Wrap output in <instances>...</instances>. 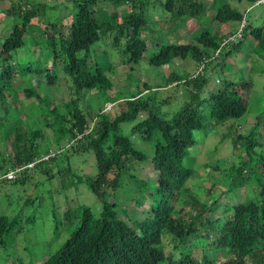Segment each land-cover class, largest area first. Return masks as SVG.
Returning <instances> with one entry per match:
<instances>
[{"label":"trees","instance_id":"1","mask_svg":"<svg viewBox=\"0 0 264 264\" xmlns=\"http://www.w3.org/2000/svg\"><path fill=\"white\" fill-rule=\"evenodd\" d=\"M246 1L262 6L260 14L249 17L226 1L212 15L213 21L233 28L226 36L204 30L179 43L153 26L158 19L182 25L204 15L203 0H61L53 7L71 9L68 31L63 30L67 16L43 20L45 46L36 55L29 27L34 19L42 20L49 6L40 0H10V8L0 11L14 18L0 40V128L17 121L20 109L15 117L10 114L24 103L21 96L35 98L42 114L28 128H13L8 136L13 155L0 152V191L26 190L31 180L35 189L27 196L5 192L0 199L6 204L0 213V247L6 257L0 264H218V258L222 264H264V81L258 94L252 93L259 104L251 127L230 125L221 135L222 141L232 139V153L242 161L212 182L207 191L215 188L218 196L202 201L187 185L200 176L201 167L221 172L211 159L193 162L190 150L202 147L223 124L246 119L254 107L243 93L255 86V74L264 80V3ZM157 4L164 7L161 16ZM148 30L152 34L145 35ZM104 36L113 37L111 46H122L128 62L147 59L160 68L176 59L199 64L194 73L161 74L165 86L182 91L183 103L171 112L162 110L166 101L156 97L158 87L147 81L144 88L115 91L109 74L113 66H103L97 51ZM241 53L251 62V80L243 78L242 69L231 72L233 56ZM25 76L31 85L15 83ZM61 80L69 92L65 112L58 104L50 107L52 93L43 92L59 87ZM93 88L98 91L91 95ZM93 100L97 111L91 113ZM119 100L117 113L105 109L107 102ZM45 128L53 147L42 145ZM90 159L94 170L83 173L80 163ZM33 163L15 179L3 176ZM146 164L154 172L142 179L138 170ZM45 180L51 188L39 189ZM83 183L100 206L79 203L62 210L55 193L73 201L72 193ZM240 189L252 195L238 204L221 202ZM147 201L149 212L143 209L140 218L129 212L128 203L144 206ZM13 202L16 207L9 212Z\"/></svg>","mask_w":264,"mask_h":264},{"label":"rangeland","instance_id":"2","mask_svg":"<svg viewBox=\"0 0 264 264\" xmlns=\"http://www.w3.org/2000/svg\"><path fill=\"white\" fill-rule=\"evenodd\" d=\"M31 1V0H30ZM42 2H45L48 4L49 8L48 10L42 14L41 18L42 20H38L37 18L34 19L29 27L30 36H32L31 41H33V44H31V41L29 42V45L31 46V50H33L34 54H39V52H42L44 45V36L42 34L44 30V22L43 20H56L59 19V16L66 17L63 19L64 23V32L68 31L70 21H71V9H68L67 7H62L59 5L58 9H55L53 6L61 4V0H40ZM205 4V10L204 15L192 17L188 20L185 24H180L179 22H168L165 19H158V25L153 26L154 31L156 32V29L162 30V33L164 32L167 36V38L174 40L175 42L184 43L192 41V38L195 36H198L202 31L204 30H212L213 33H216L217 35H227L230 30L233 28L229 25H221L217 21L212 20L213 12L217 10V8L222 5L224 2L229 1L233 6L238 7L242 12H246L249 17H251L253 14H260L261 10L263 9L262 6H254L250 5L248 1L246 0H219L218 3H216V0H203ZM10 0H0V11H3L5 9L10 8ZM156 14H160L164 12V7L162 4L155 5ZM71 12V13H70ZM167 17L169 15H166ZM14 21V18L11 14H5L4 12L0 13V40L8 35V33L11 30V24ZM62 21V20H61ZM152 34V31H147L145 35ZM109 36V35H107ZM104 36L102 37L103 40L99 43H97V51L100 52L99 59L101 60V63L103 66L107 67V64H111L113 66V69L109 71V74L114 82V90L115 91H125V90H135L138 87L144 88V81H147L151 83L152 85H155L156 88V97L160 100L166 101L163 102V108L162 110L166 111H173L176 109L179 105H181L184 100V94H182L181 90H178L175 86L172 85H166L164 78L161 76L163 75H169L173 70H177L180 74L184 73H194L198 70L199 64H197L192 59L182 60V59H176L173 64L166 65L163 68L160 67H153L147 63V59L144 61H141L140 63H132L128 62V57H126L122 52V46L115 47L111 46V43L113 42V37ZM239 36V34H238ZM107 38V39H106ZM29 39V37H28ZM150 40V39H149ZM29 46V47H30ZM150 53V51H149ZM32 56L33 61H38V57L36 55ZM149 54H147L148 56ZM23 58V57H22ZM245 57L243 54H235L233 56V65L231 68V72L237 73L240 69L243 71V78H247L248 80H251V72H250V65L251 62L248 59H244ZM45 62L47 64H51L52 58L45 59ZM202 68V67H201ZM200 69V66H199ZM230 70V69H227ZM226 70V72H227ZM234 77V75H233ZM258 74H255V86L253 87L250 92L245 91L243 94L246 97V99H249L252 103L253 107L252 112L250 115L245 119L241 121H237L232 123L231 121L227 122L226 124H223L220 126L216 134L211 133L209 139L205 142L204 145H201L202 147H197L192 150H190L191 157L190 159H194L193 162L199 160L200 162H205L209 159H211V164L213 166H216L217 168H220V171L214 170L213 168H207L204 167L200 168V176H195L190 181H188V186H190L192 189H194L195 194L197 197L200 198V200H204L208 203H210L215 197L218 196L215 188L211 189V193H209L207 190L211 187L212 182L217 181V179H220V177L225 173V171L228 170L233 164L241 163L242 158L237 157L234 153H232V139L228 138L225 140H221V135L223 132L227 131V129L230 127V125H233L234 128H243L247 129L251 127L254 116L257 114V110L255 111V107L258 106L259 100L258 98L255 99V96H253L254 92L258 94V92L262 89L263 84V78ZM29 78L27 76L18 78L15 83L20 86H26L31 85L32 83H29ZM139 82V83H138ZM218 82V80H217ZM59 87L57 85L48 86L43 92H51L52 95L49 96L50 100H47L50 107H53L54 105L58 104L60 106V109L62 112H65V106L64 103L68 100L69 92L67 85L64 80H61L59 82ZM161 85V86H160ZM113 90V89H112ZM113 90V91H114ZM254 90V91H253ZM97 88L91 89L90 94H96ZM42 92V89H41ZM253 93V94H252ZM258 96V95H256ZM10 97L13 98V95H10ZM52 99V100H51ZM21 100H23V104H17L18 108L12 109L11 114L13 115L16 113V109L19 110V113H17V121L15 123L13 122H3L1 124L0 128V152L4 154H12L13 155V147L11 145L10 140H8V136L10 135L13 128L18 125L22 126V128L32 125V122L34 120H38L36 114L41 113L40 105L36 104V99H28L24 96H21ZM88 104L89 100L86 98V101L84 104ZM119 103H121V100L117 102H107L105 104V109L110 110L112 109L113 112L119 111ZM95 101L93 100L90 106V112L94 113L97 111L95 109ZM22 113V114H21ZM115 113V114H116ZM14 116V115H13ZM15 117V116H14ZM8 127L10 129H8ZM233 128V129H234ZM130 129V127L128 128ZM45 134H47V138L43 141V147L45 146H51L53 145L50 143L51 139L49 140V136L51 134L50 129L45 128ZM246 133V130L243 131ZM264 134V129L262 131ZM198 145V146H199ZM207 149L206 151L203 150ZM211 148L215 149L214 154L211 152ZM93 164H94V158ZM92 159H90L88 162H81V171L83 173H91L94 170V166L92 164ZM192 162V163H193ZM144 165V164H142ZM196 168H198V163H196ZM141 170H138L139 177L142 179L148 178L151 175H153V169L152 166L149 164H146L143 167H140ZM113 176V175H112ZM38 180V177H34ZM44 180V179H43ZM59 182V181H58ZM57 181L54 182V186H57ZM50 187L49 181H44L39 189L45 190L46 188ZM26 190H22L18 187H12L9 190V187L2 188L0 191V199H3V195L5 192H11L14 193L15 197L16 194H18L20 191L23 195L27 196L28 194H31L34 189V180H31L29 183V187H26ZM56 200L59 202V204L63 209H66L68 205H73L72 207L75 209L74 204H84L87 206H90L91 208H98L100 206L99 201L97 200L96 196L90 191V189L87 187L86 184L83 183L79 191L72 193L71 199H75L73 201H67V198L65 197V194L62 192L55 193ZM247 195H252L250 190L247 189H240L237 193L224 195L221 197L222 203H230V204H238L242 202ZM0 206V213L6 210V204L4 203V200L1 201ZM129 205V212L137 217L140 218L141 215L144 213L142 210L146 213L149 212V201L146 202L144 206L138 205V203L130 202ZM180 203L177 205L179 208ZM16 207V203L9 207V212H12ZM222 208L216 213L217 215L222 212ZM143 212V213H142ZM46 224H52L50 220L46 222ZM166 244L168 239L165 240ZM169 248H171V245H169ZM22 254V253H21ZM24 254V253H23ZM22 254V255H23ZM6 252L3 247H0V258H5ZM13 264V263H9ZM218 264H222V262L218 258Z\"/></svg>","mask_w":264,"mask_h":264},{"label":"built area","instance_id":"3","mask_svg":"<svg viewBox=\"0 0 264 264\" xmlns=\"http://www.w3.org/2000/svg\"><path fill=\"white\" fill-rule=\"evenodd\" d=\"M261 1L264 2V0H261ZM19 171H20V169H16V170L10 171V172L7 173V177L9 179H14V178L17 177V172H19Z\"/></svg>","mask_w":264,"mask_h":264},{"label":"clouds","instance_id":"4","mask_svg":"<svg viewBox=\"0 0 264 264\" xmlns=\"http://www.w3.org/2000/svg\"><path fill=\"white\" fill-rule=\"evenodd\" d=\"M262 2V1H261ZM262 3H264V2H262ZM31 165V166H30ZM34 165V163L33 164H28L27 166H24V167H17V168H15L14 170H16V169H20V171L22 170V169H24L25 167H32ZM10 171H13V170H9L8 172H10ZM8 172H6L3 176L5 177V178H7V179H9L8 177H7V173ZM17 175H18V173H17ZM15 179V178H14ZM9 180H12V179H9Z\"/></svg>","mask_w":264,"mask_h":264}]
</instances>
